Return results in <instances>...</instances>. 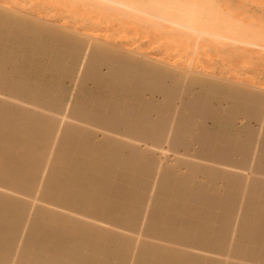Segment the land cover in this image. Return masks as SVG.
<instances>
[{"label":"bare ground","instance_id":"1","mask_svg":"<svg viewBox=\"0 0 264 264\" xmlns=\"http://www.w3.org/2000/svg\"><path fill=\"white\" fill-rule=\"evenodd\" d=\"M19 5L0 6V264H264V89L188 68L202 52L264 71V0ZM141 36L180 63L119 46ZM68 60L63 108L48 81Z\"/></svg>","mask_w":264,"mask_h":264},{"label":"rangeland","instance_id":"2","mask_svg":"<svg viewBox=\"0 0 264 264\" xmlns=\"http://www.w3.org/2000/svg\"><path fill=\"white\" fill-rule=\"evenodd\" d=\"M0 6H1V8L2 9H5L6 11H13L14 9H17V10H19V8H21V6L19 7V6H17V4H20V0H0ZM16 10V11H17ZM16 11H14L13 13H16V15H17V12ZM35 14V13H34ZM15 15V16H16ZM36 16H37V14H35ZM14 16V15H13ZM38 17H39V19H40V22H38L37 23V25H35L34 27H35V29L34 30H39V29H42V28H44L45 26H49V21L52 19L50 16H44V15H38ZM44 18V19H43ZM47 21V22H46ZM42 24V25H41ZM44 24V25H43ZM39 25V26H38ZM139 38V37H138ZM141 38H143L142 36L138 39L139 40V42L137 41V42H133V43H135V45L133 44V43H131V44H129L128 45V42H126V44H123V43H121V44H123V45H121V44H119V46L120 47H122V48H126V46H127V48H128V46H129V48H130V50H132V51H134V52H137V50H138V52H141V53H143V54H146L147 56H152V57H158V59L160 58H162L163 59V57L165 56V57H169V58H165L164 57V61H167L168 62V60H169V62L170 63H172V62H176V63H178L177 62V56L174 54L173 55V53H172V51L171 50H168V52L167 53H164V54H162V53H156V51L154 52L153 50H151V45H153L152 43L151 44H145V43H143L144 42V38L143 39H141ZM141 39V40H140ZM69 40H71V38H69ZM142 40H143V42H142ZM68 42H66L65 44H63L62 46L63 47H66V44H67ZM140 45H139V44ZM87 45V44H86ZM85 45V47H87ZM137 45V46H136ZM143 45V46H142ZM60 47V46H59ZM6 48V47H5ZM128 48V49H129ZM135 48V49H134ZM154 53H153V52ZM140 53V54H141ZM150 53V54H149ZM153 53V54H152ZM168 54V55H167ZM224 55H225V53H223ZM92 57V55L91 54H89V53H86V55H85V58H84V60L87 58V59H90ZM176 57V58H175ZM141 59H142V57H140ZM222 58V56H220V55H218V56H214V55H212V56H205V53H202V52H199L198 54H196V56H194V57H192L191 59H190V61L188 62V68L189 69H196L197 71H202V72H205L206 71V73H208V74H220L221 73V75H223V76H230L231 74L230 73H226V69H227V67H232V69L233 70H243V69H252V70H256V73L255 74H240V75H238V77H236V78H234V79H237V81H240L241 83H243V81L245 82V80H246V82H248L249 83V81L250 82H252L253 84H254V86L255 87H262L263 89H264V71L262 70H257V68H260V66L258 65V63L256 62V61H249V62H244L242 65H232L231 63H227V62H225L224 60H222L221 59ZM41 58H37L36 60H35V62H33V63H37V65H39V64H44V62H43V60H40ZM86 59V60H87ZM105 58H103V60H104ZM179 59V58H178ZM102 60V58L99 60V70H98V72L100 73V72H103V70H104V66H102V64L104 63V62H106V59H105V61L103 62V61H101ZM251 60H257V61H259V59H255V58H252ZM74 63H73V62ZM72 61H70V60H68L64 65L65 66H69L68 68H70L71 67V65H72V69H73V71L71 72V74H65L64 76L62 75V76H59V77H56L55 79H53V78H50L51 80L50 81H48V82H51V84H53V85H58V86H56V88L53 90L54 92H53V96H57V98H59V101H60V99H61V101H63V103L61 104V106L63 105V108H64V106H65V104L68 102L69 104L67 105V106H69L70 105V103L72 102V99L73 98H71L73 95H77V94H73L74 92H73V90H75L74 89V86L75 87H77L76 86V82H78L79 81V78L81 77V71H79L78 72V69L80 70V66L82 65L81 63H79V66H78V63L77 64H75V61L74 60H72ZM102 63H101V62ZM41 62V63H40ZM69 62H70V64H69ZM238 63V60H234L233 61V63ZM17 62H14V65H10V66H16L15 64H16ZM101 63V64H100ZM180 63V62H179ZM182 63V62H181ZM256 63V64H255ZM67 64V65H66ZM75 64V65H74ZM81 64V65H80ZM105 64V63H104ZM103 64V65H104ZM39 66H41V65H39ZM125 66L127 67V65L125 64ZM252 66L254 67V68H252ZM75 67V68H74ZM98 68V67H97ZM123 69L124 67L123 66H121L120 67V69ZM119 69V70H120ZM121 69V70H122ZM48 70H46V72H45V74L46 73H48L47 72ZM77 71V72H76ZM83 72V71H82ZM261 72V73H260ZM84 73V72H83ZM82 73V74H83ZM74 74V75H73ZM69 75H70V77H69ZM80 76V77H79ZM69 79V80H68ZM77 79V80H76ZM52 80H54L53 82H52ZM56 80H57V83H56ZM194 80V79H193ZM71 81V82H70ZM60 85H62V86H60ZM86 85H88V84H86ZM195 85V84H194ZM121 85H119V87H120ZM123 87V86H122ZM121 87V88H122ZM58 88V89H57ZM60 88V89H59ZM194 89L193 90H195L196 88H195V86L193 87ZM57 89V90H56ZM70 89V90H69ZM67 90H68V92H67ZM3 91H4V89H3ZM0 92V95H2V96H0L1 98L3 97V94H5L6 92H8V89H5V93L4 92ZM64 92V93H63ZM73 92V93H72ZM2 93V94H1ZM62 93V94H61ZM55 94V95H54ZM70 94V95H69ZM73 94V95H72ZM67 95H69V96H67ZM147 96V94L146 93H144L143 94V96ZM55 96V97H56ZM61 96V97H60ZM78 96V95H77ZM77 96L76 97H74V98H77ZM144 96V97H145ZM153 96V98H157V95L156 94H153L152 95ZM122 98V100L120 101V104L121 103H125V102H129V99L130 98H126L125 96H121ZM0 98V100H3V99H1ZM70 99V100H69ZM125 99V100H124ZM44 101L46 100V99H43ZM42 100V101H43ZM66 101V102H65ZM19 103V102H18ZM19 105V104H18ZM20 105H21V102H20ZM67 106H65V107H67ZM177 107H178V104L176 105ZM177 107L175 108V109H177ZM4 111V110H3ZM2 111V112H3ZM62 111V107H61V110H59V112H61ZM2 112H1V115H0V118H3V117H5V115L7 114L6 112L5 113H3L2 114ZM4 115V116H3ZM189 115V114H188ZM194 116L195 114L194 113H192V114H190V116ZM189 117V116H188ZM208 121V119L207 118H204L203 119V122H205L206 124L208 123L207 122ZM240 121H242V119H239L238 120V118L234 121L235 122V124H238V123H240ZM0 122H1V120H0ZM1 124V123H0ZM56 125H58L59 126V124H55V129H57L56 130V132H59V130H58V128H60V126L58 127H56ZM246 126H252V127H254L255 125H256V122L253 120V119H249L248 120V122H247V124H245ZM0 128H1V125H0ZM85 128H89L88 126H86ZM58 134V133H57ZM94 139L96 138H98L99 137V131L97 132V130H95V132H94ZM56 135V134H55ZM53 142V141H52ZM164 142H162V144H163ZM53 144L54 143H52L51 144V146L53 147ZM0 145H2V144H0ZM161 145V144H160ZM164 145V144H163ZM163 145H161V146H163ZM171 150H169L168 149V151H166V152H164V156H162V157H160V161H162V162H166V163H169L170 161H171V158L175 155H173L172 154V152H170ZM166 156V157H165ZM179 156V155H178ZM178 156H177V158H178ZM176 157V156H175ZM180 158H183L184 159V157H182L181 155L179 156V160H180ZM152 170V171H151ZM152 172V173H151ZM155 173V168H151V169H149L148 171H146V173H145V176H146V174H148L149 176L152 174H154ZM41 175V174H40ZM39 175V176H40ZM147 175V176H148ZM151 175V181L153 182L154 181V178H152L153 176ZM40 179V181H41V178H39ZM39 179H38V181H39ZM149 189H150V192L151 191H153V189H154V187L151 185V187L150 188H148V191H149ZM253 195L254 194H252V196L251 197H253ZM236 219V218H235ZM234 218H233V220H235ZM238 221V219H236L235 220V222L234 223H236ZM144 226H146V224L144 225ZM137 233V232H136ZM229 234V231H227L226 232V234L224 233L223 235H222V237L224 238L225 236H227ZM61 243V244H60ZM60 243H58V246L57 245H53L52 247H54V249H55V247L57 248V249H55V251H60V249H62L63 248V246L64 245H66L65 244V241H64V243L62 242V241H60ZM63 243V244H62ZM21 245H23V244H21ZM61 245V246H60ZM18 248H19V246H18ZM60 248V249H59ZM17 249V248H16ZM53 249V250H54ZM79 251H83V250H79ZM196 252L198 251V250H195ZM209 255H211V256H213V257H217V256H215L213 253H208ZM213 254V255H212ZM253 257V256H252ZM249 257V259H248V261H244V262H242L241 264H253L255 261H257L258 259H260V257L259 256H255V257ZM251 260V261H250ZM259 261V260H258ZM111 262V260H107V263H110ZM124 264H131L130 263V261H125V263Z\"/></svg>","mask_w":264,"mask_h":264}]
</instances>
